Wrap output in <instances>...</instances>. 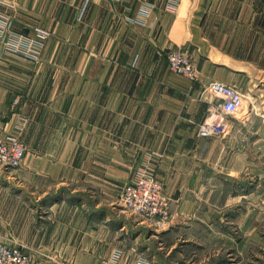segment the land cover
Segmentation results:
<instances>
[{
    "label": "crops",
    "instance_id": "1",
    "mask_svg": "<svg viewBox=\"0 0 264 264\" xmlns=\"http://www.w3.org/2000/svg\"><path fill=\"white\" fill-rule=\"evenodd\" d=\"M170 2L88 0L79 16L83 0H0V134L24 121L26 146L21 186H0V245L51 264H168L159 235L264 169V0ZM35 27L50 32L36 58L5 49ZM173 48L191 56L193 79L169 70ZM211 80L246 97L227 134L202 137ZM147 158L171 199L160 228L118 200Z\"/></svg>",
    "mask_w": 264,
    "mask_h": 264
},
{
    "label": "rangeland",
    "instance_id": "2",
    "mask_svg": "<svg viewBox=\"0 0 264 264\" xmlns=\"http://www.w3.org/2000/svg\"><path fill=\"white\" fill-rule=\"evenodd\" d=\"M11 35L16 36L19 34L13 33ZM24 37L28 38L31 36L24 35ZM5 39L8 43L13 41L10 35ZM7 46L8 49H5L8 52L21 57L34 58L32 46L21 47L18 50L15 44ZM40 51L41 49L38 54ZM241 93L245 98L246 95L243 92ZM206 95L209 94H202V96ZM204 117L205 114L201 122L204 120ZM231 117L232 116H230V119ZM17 127L18 129L11 132H19L21 138V124ZM199 136L222 135L201 134ZM261 161L262 160H255V165H258ZM20 164L13 167L0 165V186H2V183L5 184V182H11L9 183L11 186H21V177L16 174V168H18ZM136 167L133 169L131 177L118 184V186H120L118 189V200L121 188L133 178ZM5 173H9L8 175H10V177H5ZM233 178L236 179V181H231L219 191H214L206 202L207 206L199 208V210L205 211L204 219L198 218L200 217L199 214L202 215V212H199V214L196 213V216H190L189 227L184 223V228L173 229L171 231L172 233L168 235H159L158 239L161 242L160 246L163 252L172 245V249L169 251V255L166 256L165 260L168 264H264V169H257L255 167V171L252 174L242 175L241 177L234 176ZM157 179L161 183L159 178ZM218 194L220 195L217 201L216 198ZM169 207L171 213L170 198ZM110 209L116 211V209ZM123 218L125 219V217ZM164 226H166V224L161 227ZM151 227H153L152 224ZM182 232H186L190 235L189 239L191 240L189 242L185 240L188 238L182 236ZM155 258L157 261L163 259L158 255L155 256Z\"/></svg>",
    "mask_w": 264,
    "mask_h": 264
},
{
    "label": "built area",
    "instance_id": "3",
    "mask_svg": "<svg viewBox=\"0 0 264 264\" xmlns=\"http://www.w3.org/2000/svg\"><path fill=\"white\" fill-rule=\"evenodd\" d=\"M176 0H171L169 8L173 9ZM88 0H83L79 15ZM9 22L3 18L0 21V31L7 30ZM2 31V32H3ZM49 31L42 27L34 28V35H10L18 50L21 47L32 46L34 58L44 45ZM168 68L186 78L193 79L195 69L192 58L181 48L171 49L166 55ZM209 94L211 99L206 107L204 120L198 125V135H223L230 127V116H234L241 108L244 95L234 85L211 80L202 88V94ZM24 121L21 122V127ZM26 146L20 138L19 132H9L0 135V165L13 167L19 165L25 156ZM161 183L155 175V166L145 159L135 170L133 178L121 188L119 203L130 214H136L146 219L153 227H161L170 219L169 198L162 194ZM0 264H51L43 261H34L31 256L17 245H0ZM139 264H146L141 262Z\"/></svg>",
    "mask_w": 264,
    "mask_h": 264
}]
</instances>
